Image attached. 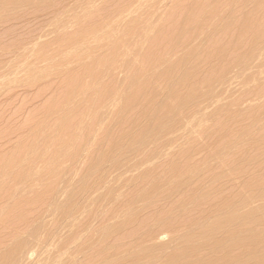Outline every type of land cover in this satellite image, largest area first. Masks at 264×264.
<instances>
[{"label": "rangeland", "instance_id": "obj_1", "mask_svg": "<svg viewBox=\"0 0 264 264\" xmlns=\"http://www.w3.org/2000/svg\"><path fill=\"white\" fill-rule=\"evenodd\" d=\"M136 1L135 4L137 3ZM138 1L141 2V0ZM190 1L192 0H184L179 4L177 3V0H143L141 8L136 7L137 5L140 4L139 2V4L137 3L136 6L134 5V8L136 7L135 10L137 9V11L133 10L134 9L132 7L133 5L130 6V11H129V9H126V7L128 8V6L126 7L124 6V8L120 7L121 0L120 3L119 0H109V1L108 0H0V253H1L0 259L3 254H5L7 251L13 250L16 247V245H18L22 241L23 243L27 242L29 244V246H27V249L29 250L30 254L27 253L28 250L26 249L23 255L20 256L18 264L21 263L59 264V262L60 264H62L65 261L66 264L67 262H69L68 264L70 263L74 264V262L76 264L77 263L86 264L87 263L86 256L89 252V249L97 245V243L100 241L98 239L101 237L104 229L106 230L111 227H114L115 225L118 224L119 221L122 222L123 219L125 221V219L129 215H131L136 211H143L142 204L144 203H141V205L140 203H134L133 206L134 210H133L132 208H129L130 203L128 202V197L130 195H139L138 194L139 192L140 194H146L151 192L150 188L153 187V185L152 186L150 185L151 179L144 180V178H142V175L150 173L154 170L156 172H152L153 176L158 177L161 180L164 178L160 184L161 188L159 187L157 189V191H159L157 195H162L167 191H169L172 187H174L175 184H177L179 181H182L183 178L185 180L187 179L186 177H189V175L184 176L183 174L182 176L178 175L179 177L178 176L175 178L173 177L172 179H170V177L165 179L166 175L164 174L163 171L169 166L171 162L170 160L175 159V157H178V155L181 154L183 151L191 148V145H193L192 147H194L196 145L205 144L206 140H208V137H210L213 134V132L215 133L218 123L222 122L225 125H227L230 128V131H232L231 133L235 135L232 134L233 137L231 136L232 138H229L227 140V142L229 143L228 144L226 143V145L223 146L221 150L217 149V151H214V147L210 148L209 150L210 153H208L209 155L207 154L209 159H205V161L204 160L200 161L201 164H197V172L198 171L205 172L207 168L208 170H210V169H215V167L218 168L222 166L223 168H225V171L228 172L229 171L228 167H224L225 162L230 161L231 156L232 159H234L239 155H241V151L252 140L251 137H257L258 135L260 136L264 134L263 131L264 130V122H263L264 121V114H263L264 113L263 112L264 110V105H263L264 104V95H263L264 94V52H263L264 36H262L261 39H259L261 41H259L256 49L254 50L253 52L254 54L252 53V55L250 56L251 58L250 57L248 58L250 59V61L247 59L246 61H248V63L245 61L244 66L243 64L240 65L239 68L237 66L236 68L239 70H237L236 68H232L229 74L231 75L233 74V75L232 76L229 75L227 77V80L225 79L224 80L225 82L224 81L222 82L223 86L221 84L219 85L218 83L217 84L219 85V87L217 86V84L216 86H214L213 90L215 91L214 92L215 94H213V97H215L216 100L212 97L211 98L212 101L209 100V102L208 101L201 102V104L199 105L202 104L203 105L198 106L197 108L198 113L196 112L197 110L196 109L195 113L192 115L194 117H192V119L190 117L183 120L181 126L176 128L178 129L177 131L176 129L174 130L172 129L173 131L169 130L165 132L163 135H161L162 137L160 136L159 137L160 139L158 138V140L147 141L149 142V143L147 142L145 143L147 145L143 144V146H141V144L136 141V138L133 137L137 135V133H139L138 130L140 128L138 129L136 128L137 126L134 127V125L129 123L127 124L128 126L126 125L127 122L125 120L129 118V113H128L129 109H127L126 111V115L127 113L128 115L126 116L124 114V119L121 120L122 122L118 120L119 117L117 116L119 115V113H121L120 112L121 109L123 108L125 109L128 105L129 106L131 105L130 103H128L129 100L126 98V93L124 92L128 89L127 85L129 83L128 81H130V78L133 75L132 71L136 69V74L139 76L140 75L139 73L144 74L145 71L150 72L152 70L150 68L147 69L146 67L144 68L145 66L144 60L153 56L155 50L152 41L154 39L153 35L155 36V34L154 31L150 32V30L152 29V27L156 28L157 26H159V23L161 24V21L162 23L167 22L166 13H168V11L169 12L176 11L178 13L176 14L177 18L181 19L185 17L184 16L185 13L180 12L177 9V5L185 6ZM247 1H249L250 3L249 2L246 3L249 5L245 6V9L246 7H248L250 9L247 8L248 9V10L246 9L247 12L249 10H250L249 12H252L251 10H255L256 8L255 6L257 3H255L254 6V4L251 3V1L252 2L255 1L253 0H247ZM251 6H253L254 9H252L253 7L251 8ZM131 7L134 12L131 11ZM225 9L228 10L229 7L228 9L227 8ZM245 9L244 11H246ZM98 13L101 15H99ZM108 14H111L110 17L106 16L107 20H104L105 15ZM164 15L166 17H164ZM188 16L190 15L188 14ZM221 17H223V14H221L219 19ZM219 19L215 18L213 21H211L213 24L212 27H215V25L219 22ZM94 21L95 22L97 21V23H99L100 26L103 25L102 26L103 29L99 26L100 28H98L95 35L92 36L91 33H89L90 35L88 34L87 35L85 34L86 36L83 35L84 33H82V31L88 26H90V24H93ZM150 25H152V27ZM126 36H128V38L131 36V38L128 39ZM125 37L126 39H128L129 42L131 41L130 43L128 42V49L127 48L125 49L123 47L124 50H122L119 53L117 59L111 58L112 60H110L109 62H103L104 59H107V57L117 49L116 47L122 41H124L123 39H125ZM77 39L78 40L81 39L80 44L76 42L78 41ZM200 41L199 40L197 42L194 41L190 43V45L186 44L187 45L186 47H183V44L179 43L178 44L179 46L177 45L176 48L175 46L173 47L175 50L177 49L176 51H174V49L171 48L174 52L173 55L171 54L168 57L171 56L170 60L171 59L174 60L173 58H175L176 60V58H179L180 56L183 55L184 51L187 53L188 51L193 52L195 49H197V44L199 45ZM110 44H112V48ZM163 46L161 45V47H158V49L167 48ZM109 47L111 48L110 50ZM169 48L170 47H168L167 49ZM161 53L162 55H164L163 51ZM122 61H126V62H122ZM127 67L130 68L128 69ZM161 67L159 68L160 70H162L164 67L166 68V65L162 69ZM246 67L249 69H246ZM241 69H243V73L240 72ZM143 74H141L140 77ZM207 77H209L208 74L203 75L202 78H207ZM228 78L230 79L228 80ZM74 80L76 83L74 82ZM69 83L71 84V86L69 85ZM114 83L116 84L115 86L113 85ZM215 88L217 89L215 90ZM153 91L154 92L157 91L153 99V106L155 102L157 105L158 104L160 105V103H163L164 101L167 100L166 97L168 98V90L163 85H161V87L160 85H155L153 87ZM202 91H205V87H202ZM142 102L144 103L145 101ZM256 108H258L259 110ZM134 109H136V106L132 107L130 110L133 111ZM213 110H215V112H213ZM254 111L255 114L254 113L252 114V112ZM257 111H259V113H257ZM226 113L230 114V116L232 117L230 116L228 117V114ZM211 116H213L214 118ZM249 117L252 118L250 119ZM96 121L98 122L96 123ZM112 123L114 124L116 123V124L114 125ZM214 123L216 124V126L213 131L212 128L215 125ZM233 123H235V125H233ZM121 124H122V128L120 126ZM68 126L71 127V129ZM110 126L113 127L110 128ZM130 126L133 128H131ZM259 126L261 127L259 128ZM119 127L120 129H117ZM231 127H234V129ZM114 128L115 130L113 131ZM135 128L137 130H135ZM251 129L254 130L251 131ZM205 130H208L210 132ZM96 131L97 132L99 131V133L97 134ZM122 131L123 132L125 131L126 133L123 134ZM109 132L112 133L111 136L113 134L114 135L112 137L111 136L108 137ZM173 132L174 133L176 132L175 135ZM116 133L122 139H120L121 142L120 140L118 141L119 142L118 147L114 150L115 153H117L114 158L116 159L118 156L119 157L127 156L126 158L122 159L119 163L122 168L118 164L119 166L116 165L115 170H113L114 168L111 159L110 158H109L110 160L108 159L109 162L106 159L107 162L105 161L103 162L104 164L103 168L105 169L104 175L105 174L107 175L108 173L109 174L106 177L103 175V177L100 178L101 181L99 183V180L96 181L95 178L96 175L93 173L92 176L94 175V178H90L88 180L89 183L86 185L85 189H81L80 191H78L79 183L81 182V180L79 179H82L84 177L87 168H89L87 172L92 170L91 167L94 164L93 160L96 155H100V154L106 155L109 152L107 151L108 150L107 146L108 144L111 143L110 137L115 139V137H117ZM119 133H121V135H119ZM103 136L106 137L105 138L106 141L104 140ZM166 137L168 138L167 141H165L167 139ZM92 138L94 141H92ZM100 139H102L101 140L102 142L100 141ZM233 140L234 142L232 143L231 141ZM80 141L82 143H80ZM97 141H99L100 144ZM158 141L159 143L157 144ZM192 141H195L197 144H195V142ZM241 141L244 142L240 143ZM152 142L154 145L153 144L150 145V143ZM165 142L168 143L170 142L169 146L168 143L166 144ZM127 143H131V144H127ZM139 144L142 148L139 146ZM100 145L102 146L99 149ZM127 145H129L131 148ZM132 145L134 147L133 149H132ZM134 145H136V147ZM157 145L159 146L161 145V146L157 147ZM163 145L165 147L164 150L162 149L164 148ZM84 147L86 150L84 149ZM127 148H129L131 151L129 149L128 151ZM230 148H233L234 150ZM229 149L231 150V153L229 152L230 151ZM83 150L84 152L82 154ZM133 150L138 151V153L135 151L138 157L136 156L135 152L132 153ZM141 150L143 151L141 152ZM235 151H237V154H235L236 153ZM126 152L129 153L128 154L130 156L129 158ZM159 152L160 153L164 152V153L163 154L161 153L160 155ZM130 153H132L131 154L132 156H136L137 158L132 157ZM156 153L159 154V156ZM220 154L223 155L220 156ZM224 154L226 155L225 158H223L225 156ZM90 155H92L93 158H91ZM151 155H153V157ZM149 156L153 158L152 160H154L155 159L154 157L156 156V161L151 160L152 161L151 162L150 161L151 158ZM145 157H147V160L149 159V163L146 162L147 165L146 163H144V161H147ZM157 158L159 159L157 160ZM227 158L229 159L227 160ZM141 161L146 166L143 165ZM215 161L218 162L216 163ZM208 162L210 164H208ZM211 162L213 163L211 164ZM164 163L167 164L165 165ZM204 163L208 165L205 164L204 166ZM160 165L161 166L163 165V167H161ZM212 165H214V167ZM153 167H155L156 170ZM103 168L101 169L104 170ZM200 168L202 171L200 170ZM111 169L112 171H110ZM118 170L120 173L117 172ZM121 172H123L124 175H122L123 173ZM90 180H92L93 182L95 180L96 183L95 182L93 183ZM143 180L145 183H143ZM139 182H141L142 184ZM232 183L227 187L229 193L231 191L229 190V188L232 187L231 185L235 184L234 187H236V181H233ZM76 186L78 187V189ZM227 190L226 192H228ZM111 192L113 193L114 196L112 195ZM127 192L128 194L129 193L131 194L128 195ZM73 193H76V196H74L75 198L74 201L76 203L77 200L78 203V204L76 203L77 206H74L72 208L73 212L76 214H73L71 212L72 214L70 213L69 215H67L65 213L60 212L59 209H58L59 210L58 213L57 210L58 204L60 203L63 204V202L66 203L67 201H69ZM115 193H117L116 194L117 196H115ZM85 195L86 198H84ZM110 195H112V198H110L111 197ZM127 195L128 197H125ZM78 197H80V199ZM82 198L84 199L82 200ZM105 198L107 200L109 199L108 200L109 202H107ZM124 198H127V201ZM99 200L101 201V203L99 202ZM117 200L118 203H116ZM150 201L151 199L147 201L146 204H149ZM86 202L88 203L86 204ZM111 202L112 203L115 202V203L112 204ZM48 203H51L52 205L50 204L51 206H49ZM100 204L103 206H100ZM251 204H250L251 206L249 205L250 207L245 208V210L251 207H252L251 209H253L254 207H255L254 209H256L264 205V197L263 198L258 197ZM98 206L99 208H96ZM139 206H141L140 207L141 209L139 208ZM115 208L117 210H115ZM120 208L125 209L126 211ZM74 209L76 210L79 209L80 211L79 210L76 211ZM105 209L106 211H104ZM127 209L129 210L131 209L132 213L130 214V211ZM121 211L122 212L124 211L123 212L124 214L126 212V214L124 215ZM108 212H110V214ZM113 212L119 213V215L116 213L114 214ZM120 214H121V218L119 217ZM72 215H74L73 218ZM116 215L117 217L115 218ZM111 217L115 219L112 220ZM105 218L107 222L105 221ZM109 218L111 219L109 220ZM91 219H93L94 222ZM89 221L91 225L89 224ZM86 222L88 223V225ZM82 224H84L85 226L87 225L88 227L86 226L83 227V229H81ZM106 224L108 225L112 224V225L108 226ZM101 227L103 231L99 229ZM179 227L177 226L174 229H171L173 231L170 230V227H165L166 228L165 231L163 230L165 228L156 227L155 229L157 232H155V238H153L150 244H147L148 246L146 245V247H150V246L152 247L154 246V243L155 246L157 244L166 245L164 244L166 242L167 243L166 247L168 248L167 251H169V249H172L171 247H173L172 245H174V241L176 242V240H178L182 236L181 234L182 233L184 234L185 232L184 230H186V228H184L185 226H179ZM35 229L39 230L37 234L40 233V230L43 231L41 232V234H39V236L35 237L34 236ZM168 229L170 230V232L168 231ZM99 230H101V234ZM162 230L164 231L165 234L163 233ZM179 230L182 232H180ZM48 231H50V233H48ZM56 232L57 234L55 235ZM98 233L100 234L99 237L97 236ZM157 233L160 236H158ZM30 235H33V237L32 236L30 237ZM175 237L178 238L176 239ZM73 238L74 241L76 242L71 241V239L73 240ZM159 238L161 240L157 241ZM50 239L53 240L50 241ZM63 239L65 241H63ZM46 241L47 243L44 244ZM64 242L66 243L64 244ZM70 242H72L71 244L72 246L71 245L69 246ZM168 242L170 243L168 244ZM90 243L91 244L93 243L92 247H89L91 246ZM62 245L63 246L67 245L65 246V248L68 246L70 248L68 247L69 249H65ZM81 245L84 246V248ZM61 246L63 252L62 250H60ZM81 247L83 248V250H81ZM86 248H88V250ZM80 250L81 252H83V256L80 255L81 254ZM52 253L54 254V256ZM25 255L28 257L25 258ZM56 255L60 256V258L57 257ZM61 258H62L61 260L62 263L61 261H59ZM63 258H65L64 259L65 261L63 260ZM46 259L48 261L50 260L49 263Z\"/></svg>", "mask_w": 264, "mask_h": 264}, {"label": "bare ground", "instance_id": "obj_2", "mask_svg": "<svg viewBox=\"0 0 264 264\" xmlns=\"http://www.w3.org/2000/svg\"><path fill=\"white\" fill-rule=\"evenodd\" d=\"M135 1L136 0H121L120 7L124 8V6L125 7L128 6V8L126 7V9H129V11H130V6L133 5L132 7L134 8V5L136 6L137 3L139 4V2H140L137 0L136 1L137 3L135 4ZM182 1H184V0H177V3L180 4ZM253 1H255V2L251 1V3L254 4V6H255V3H257L255 6L257 8V9L255 8L256 11L251 10L252 12H249L250 11L249 10L247 12V10L250 9L248 7H246V9L248 8L247 10L245 9V6L249 5V4H246L249 2L247 0L246 1L245 0H192L188 4H186L185 6H182V5L178 6L177 5V9L180 12L185 13V15H184L185 17H183L181 19L177 18L176 14H178V13L176 11L175 12H173V11L169 12L168 11V13H166L167 14V18H166L167 22L166 23H162V21H161V24L159 23V26L156 25L157 26L156 28L152 27V25H150L152 27V29H154V30L151 29L150 32L154 31V34H155V36L153 35L154 39L152 40L153 45L155 47V50H154L153 56L144 60L145 61L144 68L146 67V69L150 68L152 70L150 72L145 71L144 74L139 73L140 75L143 74L141 77H140V75L138 76L136 74V69L134 71H132L133 75L130 78V81H128L129 82L127 85L128 89L127 90L125 89L126 90L125 92L123 91L124 93H126V98L129 100L128 103H130L131 105L130 106L128 105L125 109L124 108L121 109V111H120L121 113H119V115L117 116V117H119L118 120L120 122H122L121 120L124 119V114L126 115V111H127V109H129V112H128L129 118L125 120L127 122L126 125L129 123V124L134 125V127L137 126L136 128H138V129L140 128L138 130L139 133L136 132L137 135H135L133 137L136 138V141L138 143H140L141 146H143V144H145L147 141L158 140V138L161 135H163L165 132H167L169 130H172V129L174 130V129L178 128L179 126H181V123H183V120H185L186 118L191 117V119H192V117H194L192 115L195 113V110L198 108V106L203 105V104L202 105H199V104H201V102H205V101L209 102V100H211V98L213 97V94H215L214 93L215 91L213 90L214 86H216L217 83L219 85L220 84L222 85V82L225 79L227 80V77L229 75L232 76L233 74L232 75L229 74L232 68H236L237 66L239 68V66L242 64L244 66V62L252 55V53L256 49L259 41H261L259 39H261V37L264 36V0H253ZM142 2H143V0H141L140 4L137 5L136 7L141 8ZM119 3H120V0H119ZM236 4H237V7H236ZM174 5H175V3H174ZM132 7H131L132 12L137 11V9L135 10L136 7L133 9L134 11L132 10ZM228 7H229V9H228ZM252 7L253 6H251V8ZM225 8H227L228 10H226ZM244 9L246 11H244ZM252 9H254V7ZM183 10H185V11H183ZM142 14H141V16H142ZM188 14L190 16H188ZM221 14H223V17H221L219 19ZM99 15H101V14H99ZM110 15L111 14L105 15L104 20H107L106 16L110 17ZM165 15H164V17H166ZM102 16H103V14H102ZM215 18H218L219 22L215 25V27H212L213 24L211 21H213ZM100 22H101V20H100ZM163 22H165V21H163ZM99 26H100V24L97 23V21L96 22L94 21V23L90 24V26H88L87 28L84 27L85 29L82 31V33H84L83 35H85V34L90 35L89 33H91L93 36L97 32L98 28H100V27L102 28L103 25L100 27ZM130 30H132V29H130ZM129 35H130V33H129ZM126 37L128 38V36H126ZM126 37H125V39H126ZM130 38H131V36L128 39H130ZM125 39H123L124 41H122L116 47L117 49L115 51H113L107 57V59H104L103 62H109L110 60H112L111 58L117 59L119 53L122 50H124V48L128 49V42L129 41H128V39H126V40ZM198 40L199 41L201 40V41H200L199 45L197 44V49H195L193 52L188 51V53H187L184 51L183 55L180 56L179 58H176V60H175V58H173L174 60H172V59L170 60L171 56L168 57L171 54L173 55V52L177 50V49L175 50L173 47L175 46V48H176V46L179 43H182L183 47H186L187 46L186 44L190 45V43H192L194 41L197 42ZM74 41H76V40H74ZM76 42L80 44L81 39H79ZM139 43H140V41H139ZM110 45L112 48V44H110ZM161 45L162 46L164 45L165 47H167V48L170 47V48L169 49L166 48L167 50L162 49V48L158 49V47H161ZM111 48L109 47V50ZM171 48L174 49V51ZM184 50H186V49H184ZM162 51H163L164 55H162V53H161ZM257 57H258V55H257ZM248 60L250 61V59H248ZM120 61H121V59H120ZM122 62H126V61H122ZM246 62L248 63V61H246ZM164 64L166 65V68L164 67L165 66ZM162 65H164V66H162ZM108 66H110V65H108ZM111 66H112V64H111ZM160 67H161V69L163 67L164 68L162 70H160L159 69ZM247 67H246V69H249ZM127 68L129 69L130 67H127ZM243 69H241L240 72L243 73ZM124 70H125V68H124ZM237 70H239V69H237ZM99 71H101V70H99ZM234 73H236V72H234ZM113 74H114V72H113ZM206 74H208L209 77L202 78L203 75H206ZM98 75H100V74H98ZM114 76H117V75H114ZM229 79L230 78H228V80ZM111 81H113V80H111ZM74 82H75V80H74ZM75 83H74V85H75ZM218 84H217V86L219 87ZM245 84H246V82H245ZM69 85L71 86L70 83H69ZM69 85H68V87H69ZM113 85L115 86L116 84L114 83ZM123 85H124V83H123ZM155 85H160V87H161V85H163L168 90V98L166 97L167 100L166 99H165L166 101L163 100L164 101L163 103H160L161 102L160 101L159 102L160 105L158 104L159 106L156 104V102L154 103V106H153V99L155 97L156 92L158 91V90L156 92L153 91V87ZM121 86H122V84H121ZM202 87H205V91H202ZM101 89H102V87H101ZM216 89L217 88H215V90ZM260 90H261V88H260ZM256 94H257V91H256ZM101 96H103V95H101ZM158 97H157V100H158ZM160 98H161V96H160ZM213 98L215 99V97H213ZM142 101H145L144 103H146V102L147 103L144 104ZM213 102H214V100H213ZM117 106H118V104H117ZM134 106H136V109H134L133 111L130 110ZM226 109H228V108H226ZM256 109H258V108H256ZM197 111H198V109L196 110V112ZM255 111L252 112V114L253 113L255 114ZM213 112H215V110H213ZM263 112H264V110H263ZM128 113H127V115H128ZM222 113H224V112H222ZM257 113H259V111H257ZM117 114H118V112H117ZM226 114H228V113H226ZM233 115H234V113H233ZM229 116H230V114H228V117ZM211 117H213V116H211ZM230 117H232V116H230ZM215 118H216V116H215ZM236 120H238V119H236ZM102 121H103V119H102ZM216 121H218V120H216ZM97 122L98 121H96V123ZM72 123H73V121H72ZM244 123H245V120H244ZM260 123H262V122H260ZM99 124H100V122H99ZM112 124H114V123H112ZM229 124H231V123H229ZM110 125H111V123H110ZM233 125H235V123H233ZM120 126L122 128V124ZM215 126H216V124L214 125V127L212 126L213 128L211 127L213 129V131H214ZM111 127H113V126H110V128ZM234 127H231V128L234 129ZM260 127L261 126H259V128ZM69 128L71 129V127H69ZM115 128L113 129V131L115 130ZM131 128H133V127H131ZM136 128H135V130H137ZM236 128H237V126H236ZM105 129H106V127H105ZM117 129H120V127ZM212 129H210V130H212ZM239 129H240V127H239ZM128 130H130V129H128ZM128 130H127V133H128ZM177 130L178 129H176V131ZM253 130L251 129V131H253ZM125 131L124 132L122 131L123 134L126 133ZM205 131H208V130H205ZM257 131H259V130H257ZM89 132H90V129H89ZM208 132H210V131H208ZM231 132L232 131H230V128L227 125H225L222 122L218 123L215 133L213 132V134L210 137H208V140H206L205 144L196 145L194 147H192L193 145H191V148L183 151L181 154L178 155V153H177L178 157H175V159H172V160L168 159L171 162L166 169L164 167L165 170L163 169L164 170L163 172L166 175L165 179H167L169 177H170V179H172L173 177L175 178L178 175L182 176L183 174H184V176L189 175V177H186L187 179H185V180L183 178L182 181H179L177 184H175L174 187H172L169 191H167L166 193H164L162 195H157L159 193V191H157V189L160 187V184L164 178L162 177L163 179L161 180L160 178L153 176L152 172H156L154 170L152 172H150L151 174L147 173L145 175H142V178H144V180L145 179H149V180L151 179L150 185L151 186L153 185V187L150 188L151 192L146 193V194H140V192H139L138 193L139 195H130L129 197H128V195L131 193L128 194V192H127L128 195L125 197H128V202L130 203L129 208H132V209H133L134 203H140V205H141V203H144V204H142V206H143L142 210L143 211H136V212L132 213L131 209L130 210L127 209L130 211V214L131 213L132 214L129 215L125 219V221L123 219L122 222L119 221L121 223L118 222V224L115 225L114 227H111V228L106 229V230L104 229V231L102 230V227L99 228L103 231L101 237L99 239L97 238L100 241L94 247H92L93 243L92 244L90 243L91 246H89V247H92V248L89 249V252L86 256V262L87 263L86 262L85 263L86 264H264V205H262L261 207L256 208V209H254L255 207L253 209H251L252 208L251 207V208L245 210V208L250 207L252 205L251 203L255 199H257L258 197L259 198L264 197V134H262L260 136L258 135L257 137H251L250 136L252 138V140L246 146L244 145L245 148L241 151V155H239L238 157H236L234 159H232V156H231L230 161L225 162V164L223 163L225 165L224 167H228V170H229L228 172L230 174L227 171H225V168H223V166L218 167V168L215 167V169H210V170H208V168L206 167L208 171L206 170L205 172H199V171L197 172V164H201L200 161H203V160L205 161V159H209L207 154L210 153L209 152L210 148L214 147V151H217V149L221 150L222 147L226 145V143L227 144L229 143V142H227V140L229 138L233 137L232 136L233 133H231ZM98 133H99V131L97 132V134ZM175 133H174V135H175ZM108 134H109L108 135V137H109V136H111L112 133L109 132ZM116 135H117V137H115V139L111 138L112 136L110 137L111 143L108 144V146L106 145L108 148L105 146L108 149L107 151H109L107 154L105 153L106 155L100 154V151H99L100 155H96L94 160L91 159L94 161V164L91 167L92 170L90 169L91 171L87 172V170L89 169V168H87V170L85 172L86 174L84 175V177L82 179H79V180H81V182L79 181L80 182L79 183V189L76 186L78 191H80L81 189H85L86 185L89 183L88 180L90 178H94V175L92 176L93 173L96 175V177H95L96 181L99 180V183H100V181H101L100 178L103 177V175L105 173V169L103 168V165H104L103 162L104 161L107 162L106 159L107 160L109 158L111 159L112 164H113V168H114L113 170H115V166L118 165L122 159L127 157V156H125V157H119L118 156L119 158L118 157L116 159L114 158L115 155L117 154V153H115L114 150L118 147V143H119L118 141L120 139H122L121 137L118 136L117 133H116ZM119 135H121V133H119ZM169 135H171V134H169ZM206 135H208V134H206ZM233 135H235V134H233ZM238 135H239V133H238ZM103 138L105 140L106 137L103 136ZM101 140L102 139H100V141ZM167 140H168V138L165 141H167ZM92 141H94L93 138H92ZM110 141H108V142H110ZM126 141H127V139H126ZM159 141L157 142V144L159 143ZM161 141H163V140H161ZM179 141H181V140H179ZM88 142H91V141H88ZM97 142L99 143V141H97ZM120 142H121V140H120ZM192 142H195V141H192ZM231 142L233 143L234 140ZM242 142H244V141H241L240 143H242ZM80 143H82V142L80 141ZM105 143H107V142H105ZM105 143H104V145H105ZM131 143H127V144H131ZM147 143H149V142H147ZM165 143L167 144L168 142H165ZM169 143H168V146H169ZM140 144H139V146H140ZM151 144H153V142L150 143V145ZM195 144H197V143L195 142ZM145 145H147V144H145ZM75 146H77V145H75ZM83 146H85V145H83ZM101 146L102 145L99 146V149ZM122 146H123V144H122ZM127 146H129V145H127ZM134 146L136 147V145H134ZM158 146L159 145H157V147ZM95 147H97V146H95ZM152 147H154V146H152ZM163 147H164V145H163ZM171 147H172V145H171ZM186 147H187V145H186ZM227 147H228V145H227ZM133 148L134 147L132 145V149ZM84 149H85V147H84ZM128 149L129 148H127V150ZM162 149L164 150L165 147ZM230 149L234 150L233 148H230ZM143 150H145V149H143ZM143 150H141V152ZM103 151H104V149H103ZM103 151H101V152H103ZM135 151L133 150L132 153H134ZM139 151H140V148H139ZM83 152H84V150L82 151V154H83ZM117 152H119V151H117ZM136 152L138 153V151H136ZM136 152H135V154H136ZM229 152L231 153V150ZM235 152L234 153L237 154V151H235ZM126 153H127V155L129 154L128 152H126ZM132 153H130V155ZM161 153L159 152L160 155H161ZM159 154H157V155L159 156ZM215 154H216V152H215ZM92 155H90L91 158H93ZM222 155L223 154H220V156H222ZM136 156H137V154H136ZM136 156H132V157L137 158L138 156L137 157ZM151 156L153 157V155H151ZM151 156H149V157L151 158ZM156 156L154 157L155 161H156ZM129 157L130 156L128 155V158ZM165 157H163V158H165ZM225 157H226V155L223 158H225ZM145 158L147 160V157H145ZM152 159L153 158H151L150 161ZM158 159L159 158H157V160ZM228 159L229 158H227V160ZM109 160H108V162H109ZM154 160H152V161H154ZM93 161H91V162H93ZM146 162L149 163V159L147 161H144V163H146ZM213 162H211V164ZM223 162H224V160H223ZM144 163L142 162L143 165H145ZM167 163H169V162H167ZM129 164H130V162H129ZM205 164L206 163H204V166H205ZM208 164H210V163L208 162ZM208 164H206V165H208ZM106 165H107V163H106ZM137 165H139V164H137ZM146 165H147V163H146ZM118 166H117V169H118ZM204 166H201V167H204ZM212 166L214 167V165H212ZM109 167H108V169H109ZM120 167H121V165H120ZM161 167H163V165ZM19 168H20V166H19ZM101 168H103L104 170H102ZM153 168H155V167H153ZM158 169H159V167H158ZM155 170H156V168H155ZM200 170H201V168H200ZM110 171H112V169ZM117 172H119V170ZM123 172H121V173H123ZM132 172H133V170H132ZM124 173L122 175H124ZM19 174H20V172H19ZM112 174H113V172H112ZM16 175H17V173H16ZM107 175L105 174L104 176L106 177ZM117 175H119V174H117ZM170 179H169V181H170ZM144 180H143V183H145ZM90 181L93 182L92 180H90ZM172 181H174V180H172ZM233 181H236V187H234L235 184L231 185L232 187H230V188H232V189L229 188V190H231V191L233 190V191L232 192L230 191V193H229V191L227 190V187ZM77 182H76V185H77ZM94 182H95V180H94ZM139 183H141V182H139ZM73 185H75V184H73ZM134 187H136V186H134ZM76 190H74V191H76ZM91 190H93V189H91ZM226 190L228 192H226ZM72 191H73V189H72ZM72 191H71V193H72ZM136 191H137V189H136ZM76 193H78V192H76ZM76 193H73L71 198L69 197L70 200L67 201L66 203L63 202V204L60 203L61 205L58 204L57 210L59 209L60 212L65 213L67 215H69L71 212L73 214H76L72 210V208L74 206H77L76 205L77 200H76V203L74 201V199H75L74 196H76ZM113 193H114V190H113ZM113 193H112V195H113ZM117 193H115V196H117L116 195ZM95 194H97V193H95ZM86 195L84 198H86ZM112 195H110L111 196L110 198H112ZM78 198L80 199V197H78ZM84 198H82V200ZM124 199L127 201V198H124ZM150 199H151L150 203L146 204V202L149 201ZM33 200H34V197H33ZM42 200H43V197H42ZM100 200H99V202L101 203ZM108 200L106 199L107 202H109ZM115 202H113V203H115ZM51 203H52V201H51ZM51 203H48L49 206L52 205ZM87 203L88 202H86V204ZM116 203H118V200ZM254 204H255V202H254ZM100 206H103V205L100 204ZM119 206H120V204H119ZM80 207H82V206H80ZM113 207H114V205H113ZM140 207L141 206H139V208ZM96 208H99V206ZM22 209H23V207H22ZM24 209H25V207H24ZM120 209H122V208H120ZM125 209H126V206H125ZM125 209H122V210H125ZM59 210H58V213H59ZM74 210H76V209H74ZM78 210H76V211H78ZM111 210H113V209H111ZM115 210H117V209L115 208ZM136 210H137V208H136ZM104 211H106V209ZM102 212H103V210H102ZM108 213L110 214V212H108ZM116 214L119 215V213H116ZM125 214H126V212H125ZM92 215H93V212H92ZM73 216L74 215H72V218H73ZM116 217H117V215L115 216V218ZM119 217L121 218V214ZM13 218H14V216H13ZM111 218H112V220L115 219L113 217H111ZM111 218H109V220ZM83 219H85V218H83ZM91 220H93V219H91ZM105 221H106V218H105ZM93 222H94V220H93ZM115 222H117V221H115ZM101 223H103V222H101ZM260 223H263V224H260ZM84 224H82L81 229H83V227H86L88 225V223L86 226ZM89 224L91 225L90 221H89ZM112 224H109V225H112ZM103 225H105V224H103ZM106 225H108V224H106ZM177 226L178 227L179 226H185L184 228H186V230H184L185 231L184 234L183 233L181 234L182 235L181 237L179 236L180 238L178 240H176L178 237H175L176 239H174V240H176V242L174 241V245H172L173 243L171 242L172 243L171 245L173 246V247H171L172 249H169V251H167L168 248L166 247L167 243L165 241H164L165 242L164 244H166V245H158L157 244L155 246V243H154V246L146 247V245L150 244V242L153 240V238H155V232H157L155 229L156 227H159V228L170 227V230H171ZM29 229H28V231H29ZM101 230H99L100 234H101ZM163 230L165 231L166 228ZM170 230L168 229L169 232H170ZM176 230H178V229H176ZM42 231L40 230L39 234H41ZM80 231H82V230H80ZM162 231H161V233H162ZM164 231H163V233H164ZM171 231H173V230H171ZM38 232H39V230H36V229L34 230V236L35 237L39 236V234H37ZM83 232H84V230H83ZM180 232H182V231H180ZM48 233H50V231H48ZM56 234H57V232L55 233V235ZM79 234H80V232H79ZM100 234L98 233L97 236L99 237ZM178 234H179V232H178ZM31 236L33 237V235H30V237ZM53 236H54V234H53ZM79 236H81V235H79ZM91 236H93V235H91ZM158 236H160V235L158 234ZM51 238H52V236H51ZM70 238H72V237H70ZM74 238H73V240L71 239V241L76 242V241H74ZM76 239H78V238H76ZM51 240H53V239H50V241ZM159 240H161V239L159 238L157 241H159ZM54 241H55V238H54ZM63 241H65V240L63 239ZM13 242H14V240H13ZM9 243H8V245H9ZM46 243H47V241L44 244H46ZM52 243H53V241H52ZM65 243L66 242H64V244ZM169 243L170 242H168V244ZM71 244H72V242L69 243V246ZM94 244H96V243H94ZM54 245H55V243H54ZM27 246H29V244L27 242L23 243L21 241V243L16 245V247L13 250L7 251L5 254L2 255V257L0 259V264H18L19 258L21 255H23L24 251L27 249ZM62 246H61L60 250H62ZM65 246H67V245H65ZM65 246H63V247L65 248ZM30 247H31V245H30ZM68 247H66L65 249L70 248V247L69 248ZM82 247L84 248V246H82ZM82 247H81V250H83ZM78 248H80V247H78ZM11 249H12V247H11ZM86 249L88 250V248H86ZM81 250H80V252H81ZM87 250H86V252H87ZM62 252H63V250H62ZM27 253L30 254L29 250ZM32 253H34V252H32ZM52 254H51V256H52ZM80 255L83 256V252H81ZM53 256H54V254H53ZM78 256H79V254H78ZM27 257L28 256L25 255V258H27ZM57 257L60 258V256H57ZM64 259L65 258H63V260ZM61 260H62V258L59 261H61ZM83 260H85V259H83ZM49 261H48V263H49ZM68 261H69V259H68ZM65 262L62 263V261H61L62 264H66ZM76 262H78V261H76ZM68 263L69 262H67V264ZM21 264H23V263H21ZM33 264H35V263H33ZM59 264H60V262H59ZM74 264H76V263L74 262Z\"/></svg>", "mask_w": 264, "mask_h": 264}]
</instances>
